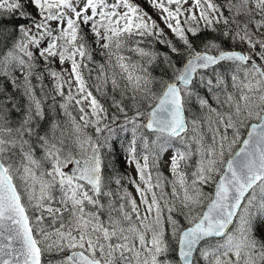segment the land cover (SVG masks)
<instances>
[{"label": "snow or ice", "instance_id": "1", "mask_svg": "<svg viewBox=\"0 0 264 264\" xmlns=\"http://www.w3.org/2000/svg\"><path fill=\"white\" fill-rule=\"evenodd\" d=\"M146 2L0 0V264H264V0Z\"/></svg>", "mask_w": 264, "mask_h": 264}, {"label": "rangeland", "instance_id": "2", "mask_svg": "<svg viewBox=\"0 0 264 264\" xmlns=\"http://www.w3.org/2000/svg\"><path fill=\"white\" fill-rule=\"evenodd\" d=\"M134 2L138 5H140L145 11H147L154 20H156L157 24L159 25L160 28H162L164 30V33H165V36L168 40H170L172 43L176 44L177 47H180L181 50H183V46L181 44V42L176 38L174 37V35L170 32L169 29H167L164 25L163 22H161V19H160V15L158 14V12L156 10H154L152 7L149 6V4L146 2V0H134ZM239 48H243L244 46H241V45H238ZM96 59L97 60H101V57L99 55L96 56ZM53 67L57 70L60 69V65L58 62L54 63L53 64ZM64 67H68L67 64L64 65ZM94 76H95V73H93V78L89 80V84H94L95 83V79H94ZM45 84L48 85V90L49 92L51 93V95H55V92L52 91L51 89V81L46 77L45 78ZM37 93L39 94V90H37ZM93 94L94 95H97L98 99H101L102 102H104L107 106V103L109 102H106L104 101L100 96L99 94H97L95 92V90L93 89ZM59 99V98H58ZM21 104H23V100L21 99ZM114 111V110H113ZM16 114V113H13V115ZM62 119V117H61ZM116 152L117 154L119 155L121 152H122V149L117 146L116 147ZM165 159H167V157H165ZM119 170L121 173H123L126 177H133V178H137V182L138 181V177H136V171L133 167H129L122 158L119 159ZM163 172L164 174L167 176L169 175L168 173V169H167V166H165L163 168ZM127 187H128V190L131 192V194L133 195V197H137V193H136V190H135V187L132 185V184H127ZM137 203H139V199L137 197Z\"/></svg>", "mask_w": 264, "mask_h": 264}, {"label": "trees", "instance_id": "3", "mask_svg": "<svg viewBox=\"0 0 264 264\" xmlns=\"http://www.w3.org/2000/svg\"><path fill=\"white\" fill-rule=\"evenodd\" d=\"M13 23H24V21L16 20V21H13ZM196 43L199 44V41H196ZM155 47H156L159 51H161L162 53H163V52H167V51H169L168 48H166L164 45H161V44H157V45H155ZM225 47H229V45H228V44H225ZM237 48H239L238 45H237ZM242 49H243V48H242ZM173 58H174V59H177L175 56H173ZM154 75L161 76V75H163V72H162L161 69L158 68V69H156V70L154 71ZM13 117L16 118V117H17V114H14Z\"/></svg>", "mask_w": 264, "mask_h": 264}]
</instances>
